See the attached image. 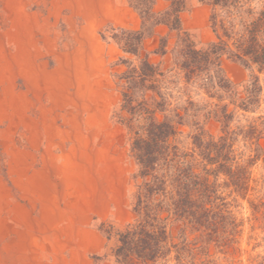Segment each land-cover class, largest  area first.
<instances>
[{
  "label": "rangeland",
  "instance_id": "374dc122",
  "mask_svg": "<svg viewBox=\"0 0 264 264\" xmlns=\"http://www.w3.org/2000/svg\"><path fill=\"white\" fill-rule=\"evenodd\" d=\"M119 1L136 12L132 3L144 9L147 2ZM108 8L106 0H0V264H23L16 249L27 248V233L32 235L46 221L41 207L50 203L55 192L60 193L64 208L71 201L77 203L80 198L75 196L90 195L94 212L89 221L103 237L101 249L91 255L96 262L115 264L111 250L116 232L134 219L131 195L136 163L125 129L112 117L122 98L118 75L125 66L119 61L121 49L110 37L113 28H124L112 22L101 24ZM206 29L205 36L192 33L200 47L208 43L200 38L213 35L215 39L209 19ZM92 35L105 46L111 44L106 51L118 57L103 62ZM164 39V55L143 44L142 48L151 62L165 70L174 63L176 33L169 30ZM221 67L239 90L254 72L227 57ZM260 78L264 87V74ZM201 124L208 134L219 133L217 122ZM180 130L176 141L187 147L193 127ZM237 146L245 161L255 153V146L244 141ZM250 171L254 189L249 199L258 202L264 196L263 160ZM231 209L242 222L237 241L229 248L211 244L203 254L185 255V262L178 264H264L262 211L254 214L249 201L241 198ZM169 231L171 241L179 242L178 227L171 225ZM174 257L171 253L157 264H177Z\"/></svg>",
  "mask_w": 264,
  "mask_h": 264
},
{
  "label": "trees",
  "instance_id": "16d2710c",
  "mask_svg": "<svg viewBox=\"0 0 264 264\" xmlns=\"http://www.w3.org/2000/svg\"><path fill=\"white\" fill-rule=\"evenodd\" d=\"M200 1L212 7L209 22L215 33L205 46L181 28L183 0H172L160 12L153 10V0L144 9L132 3L140 29L113 28L110 37L125 66L118 75L122 98L112 117L125 129L136 163L134 219L116 232L115 264H157L171 253L178 264L211 244L231 247L242 226L231 209L238 198L247 199L254 214L262 211L264 218V196L258 202L249 199L254 189L250 168L260 158L264 163V0ZM159 24L176 33L174 63L165 70L142 48ZM165 52L163 38L154 53ZM223 57L254 69L242 90L225 76ZM211 120L220 125L215 136L201 124ZM186 125L193 130L184 147L176 138ZM238 141L255 146L247 161ZM171 225L178 227L179 242L171 241Z\"/></svg>",
  "mask_w": 264,
  "mask_h": 264
},
{
  "label": "crops",
  "instance_id": "0c3cea01",
  "mask_svg": "<svg viewBox=\"0 0 264 264\" xmlns=\"http://www.w3.org/2000/svg\"><path fill=\"white\" fill-rule=\"evenodd\" d=\"M153 1V10H159L156 12L165 10L172 2V0ZM183 1L186 3L187 9L180 12L179 15L181 28L189 32L192 37V33L204 35L207 31L206 25L210 16L208 4L200 0ZM106 2L109 6V11L107 10L109 15L102 19L101 24L112 22L124 29H140L141 19L139 13L125 3V1L106 0ZM95 26L99 27L100 23L97 22ZM169 30L170 28L166 24L154 26L152 32L146 38L147 40L143 41V47L154 51L158 47V41L168 37ZM92 36L97 40L98 48L96 52L102 55L103 62L106 60L110 62L118 57V53L111 54L106 51V49L110 51L111 44L105 46L98 40L97 35ZM212 39L213 35L208 36V39L205 40L203 37L202 39L200 38L203 42H210ZM78 197L80 199L77 203L71 201L64 208L60 193L57 195L55 192L50 203L46 202V205L44 204L41 207L43 212L45 210L46 221L39 223L37 231L33 232L32 235L27 233L29 236L27 248H24L22 245L23 248L21 249L18 246L19 249H16V251L19 252V255L23 256V260L19 261H22L23 264L24 262H27V264H109L103 261L96 262L91 257L93 253L101 249L103 237L92 227L89 221L88 215L94 212V203L92 200H89L90 195L83 193L74 198L78 199ZM64 215L65 217H63Z\"/></svg>",
  "mask_w": 264,
  "mask_h": 264
}]
</instances>
